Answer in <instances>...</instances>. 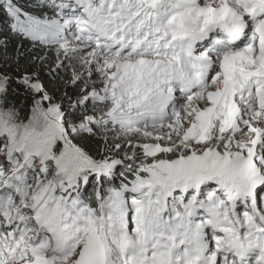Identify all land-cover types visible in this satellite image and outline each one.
Returning <instances> with one entry per match:
<instances>
[{
	"label": "snow or ice",
	"instance_id": "1",
	"mask_svg": "<svg viewBox=\"0 0 264 264\" xmlns=\"http://www.w3.org/2000/svg\"><path fill=\"white\" fill-rule=\"evenodd\" d=\"M0 264H264V0H0Z\"/></svg>",
	"mask_w": 264,
	"mask_h": 264
}]
</instances>
